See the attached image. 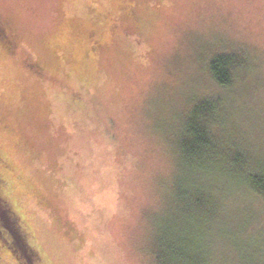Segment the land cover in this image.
Returning a JSON list of instances; mask_svg holds the SVG:
<instances>
[{
  "label": "rangeland",
  "instance_id": "374dc122",
  "mask_svg": "<svg viewBox=\"0 0 264 264\" xmlns=\"http://www.w3.org/2000/svg\"><path fill=\"white\" fill-rule=\"evenodd\" d=\"M0 19L1 188L44 264H264V0H0ZM204 98L217 141L188 160Z\"/></svg>",
  "mask_w": 264,
  "mask_h": 264
},
{
  "label": "trees",
  "instance_id": "16d2710c",
  "mask_svg": "<svg viewBox=\"0 0 264 264\" xmlns=\"http://www.w3.org/2000/svg\"><path fill=\"white\" fill-rule=\"evenodd\" d=\"M13 35L0 19V48L14 58L16 54H19V51L18 42ZM91 40L93 43L88 55L94 58L96 47L94 39ZM238 60V55L233 54H219L212 59L210 71L217 84L223 87L231 84L233 72L240 65ZM22 61L30 72L44 74L42 67L35 64L34 61L32 62L30 59ZM221 103L220 100L214 98L198 99L188 112L178 145L180 154L185 159L194 160L195 157L201 156L213 148L217 141L214 120L221 109ZM0 126H2L1 123ZM2 128L4 131L13 132L9 126L5 125ZM8 163L0 149V255L3 251L9 252L20 264H44L36 237L33 236L32 230L18 218L16 211L12 210L8 198L1 188L8 184L2 170L9 171L12 175L16 174V171L10 170ZM254 178L252 187L257 194L264 197V175L255 174Z\"/></svg>",
  "mask_w": 264,
  "mask_h": 264
}]
</instances>
